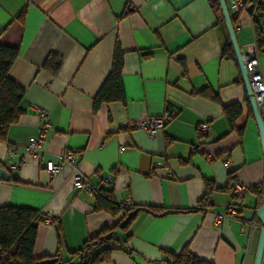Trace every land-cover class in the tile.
<instances>
[{
	"label": "crops",
	"instance_id": "obj_1",
	"mask_svg": "<svg viewBox=\"0 0 264 264\" xmlns=\"http://www.w3.org/2000/svg\"><path fill=\"white\" fill-rule=\"evenodd\" d=\"M224 1L228 9L232 0ZM235 17L239 53L252 54V15L244 9ZM227 40L210 0H0V45L18 49L9 77L23 90V114L0 142V166L8 146L19 163L17 183L0 180V208L54 217V224L37 226L34 258L79 264L68 261L69 253L121 218L94 211L97 197L72 186L68 166L45 172L47 161L59 164L63 151H75L82 153L76 164L90 185L112 177L115 203L173 211L138 213L127 230L134 253L114 251L107 264H164L165 253L185 246L212 264H253L264 161L234 56L222 54ZM116 42L123 51L124 102L94 110ZM51 55L60 61L55 74L43 69ZM258 62L264 79V53ZM202 89L216 94L219 104L200 97ZM232 104L241 114L230 127L222 107ZM36 108L48 114L50 127L34 158L23 149L42 124ZM167 110L168 123L152 138L129 127ZM201 122L210 127L206 135L198 133ZM206 183L215 191L204 211L174 212L195 208ZM233 183L249 188L243 199L231 196ZM231 204L237 216L217 222Z\"/></svg>",
	"mask_w": 264,
	"mask_h": 264
},
{
	"label": "trees",
	"instance_id": "obj_2",
	"mask_svg": "<svg viewBox=\"0 0 264 264\" xmlns=\"http://www.w3.org/2000/svg\"><path fill=\"white\" fill-rule=\"evenodd\" d=\"M213 11L221 18L220 7L217 0H210ZM245 9L252 15V29L256 43L257 52L264 53V38L260 28L261 19L264 15V0H245ZM22 12L20 13V16ZM231 23L236 21L235 15L230 17ZM16 47L0 45V142L6 141V133L10 126L16 124L23 114L20 107L23 90L9 77V71L13 62L18 57ZM223 56L233 59L232 47L227 40L222 50ZM60 66V61L55 55H51L43 64L46 69L55 74ZM123 51L116 42L111 60L110 70L104 79L99 91L93 99V109L96 110L103 103L124 102V91L122 84ZM202 98L209 99L219 104L216 94L202 89L198 92ZM222 112L228 124L232 127L233 122L240 116L241 107L232 104L222 107ZM232 178H229V181ZM6 182L17 183L15 177L10 176ZM215 191L213 183H206L202 198L195 208L183 209L184 213H195L204 211L208 206L210 196ZM261 195V193H260ZM95 202L94 211L104 212L111 217L121 214V218L113 227H103L96 235L87 238L79 249L69 253V260L77 259L79 264H107L114 251H121L132 255L134 251L129 247L130 236L127 234L130 223L141 211L155 215L161 211L152 207L137 205H120L115 203L109 189L99 191ZM138 209L128 224L119 229V224L128 213ZM40 212L28 208L1 207L0 208V264H41L46 259H55L54 264H63L58 256L34 258L33 247L37 226V217ZM164 264H212L192 254L188 247H184L178 254L165 253ZM264 264V260L262 262Z\"/></svg>",
	"mask_w": 264,
	"mask_h": 264
},
{
	"label": "built area",
	"instance_id": "obj_3",
	"mask_svg": "<svg viewBox=\"0 0 264 264\" xmlns=\"http://www.w3.org/2000/svg\"><path fill=\"white\" fill-rule=\"evenodd\" d=\"M244 1L232 0L228 7L229 15H236L239 11L244 10ZM262 29V37L264 38V24L260 25ZM243 60L244 68L247 73L248 83L253 94V100L258 113L261 118L262 126L264 128V79L262 77V72L259 67L258 62V52L255 51L252 54L245 55L240 53ZM36 114L42 120V124L39 126L36 136L30 139L23 149L26 155L37 158L40 155V148L44 142L45 134L50 127L48 114L40 109H35ZM170 117V111L167 110L161 117L153 118L146 117L140 121L131 122L129 127L132 130H141L147 134L149 137H154L158 132L162 131L165 125L168 123ZM209 125L206 122H201L198 126V133L201 135H206L209 131ZM18 156L17 150L8 146L6 150V163L4 164L5 170L10 176L15 177L16 172L19 168V163L14 162L15 157ZM59 164H55L53 161H47L45 163L44 170L48 175H54L58 173L63 165H66L71 170V184L74 188H80L90 194L97 195L99 191L107 190L112 185V177H107L106 179L99 182L96 187H93L88 182L87 178L84 177L78 167L77 161L81 160L82 153L75 151H63L58 157ZM210 159V157H209ZM223 166L225 169H230V162L224 161ZM249 191V188L240 183H233L231 185V196L234 200H241ZM237 216V208L235 205H229L223 214L218 215L216 221L221 222L224 219L232 218ZM37 221L39 224H54V217L48 213L40 212ZM252 226V223H249ZM264 259V257H263Z\"/></svg>",
	"mask_w": 264,
	"mask_h": 264
},
{
	"label": "water",
	"instance_id": "obj_4",
	"mask_svg": "<svg viewBox=\"0 0 264 264\" xmlns=\"http://www.w3.org/2000/svg\"><path fill=\"white\" fill-rule=\"evenodd\" d=\"M219 7H220V12H221V16H222V20L226 26V30L228 33V37H229V41H230V45L232 47V52H233V56H234V60L237 64L246 94H247V98H248V102L250 105V109L252 112V116L257 128V132L260 138V143H261V148H262V154H263V161H264V128L262 126V122H261V118L260 115L258 113V110L255 106L254 100H253V94L252 91L250 89L249 83H248V77H247V73L245 71L244 68V64H243V60L241 58V55L239 53V49L235 40V35H234V30L233 27L231 25V20H230V15L227 9V6L225 4L224 0H217ZM10 178L9 173L5 170L4 167L0 166V180L1 181H8ZM262 206L259 208V210L257 211V218L260 222V231H259V236H258V241H257V246H256V251H255V256H254V261L253 264H262L263 262V257H264V180H263V190H262ZM138 212V209L128 213V215L125 217V219L119 224V229L124 228L128 222L130 221V219L135 216ZM144 212V211H141ZM173 213V211L168 210V211H164L162 213H157L154 216L157 217H162L165 216L167 214ZM56 262L55 259H46L44 261L41 262V264H54Z\"/></svg>",
	"mask_w": 264,
	"mask_h": 264
},
{
	"label": "rangeland",
	"instance_id": "obj_5",
	"mask_svg": "<svg viewBox=\"0 0 264 264\" xmlns=\"http://www.w3.org/2000/svg\"><path fill=\"white\" fill-rule=\"evenodd\" d=\"M264 260V259H263Z\"/></svg>",
	"mask_w": 264,
	"mask_h": 264
}]
</instances>
